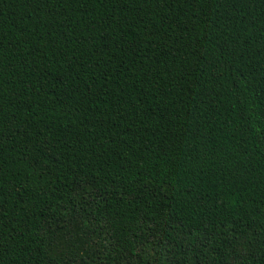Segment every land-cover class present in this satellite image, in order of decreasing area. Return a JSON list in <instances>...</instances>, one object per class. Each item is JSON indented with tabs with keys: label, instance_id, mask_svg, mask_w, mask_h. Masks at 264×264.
Masks as SVG:
<instances>
[{
	"label": "trees",
	"instance_id": "1",
	"mask_svg": "<svg viewBox=\"0 0 264 264\" xmlns=\"http://www.w3.org/2000/svg\"><path fill=\"white\" fill-rule=\"evenodd\" d=\"M0 264H264V0H0Z\"/></svg>",
	"mask_w": 264,
	"mask_h": 264
}]
</instances>
